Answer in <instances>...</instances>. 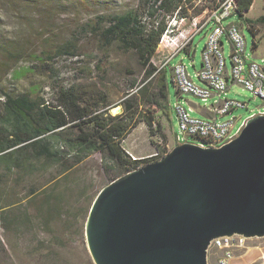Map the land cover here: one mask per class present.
<instances>
[{
	"label": "trees",
	"instance_id": "1",
	"mask_svg": "<svg viewBox=\"0 0 264 264\" xmlns=\"http://www.w3.org/2000/svg\"><path fill=\"white\" fill-rule=\"evenodd\" d=\"M192 1L139 0L134 7L101 13L94 21L86 23L85 30L97 35L102 45H118L133 52L145 69L140 82L136 77L128 82L124 99L117 104L122 107L119 113L113 112L116 105L109 94L90 93L78 85L60 89L56 100L47 99L34 90L0 89V225L5 235L34 234L35 229H39L51 234L57 244L61 238L56 233L58 228L63 230L77 224L79 230V226H85L91 205L106 184L167 153L168 136L159 112L167 114L171 120L170 79L166 64L164 68L158 67L153 57L176 12L179 17L193 16L209 6L207 3L195 6L192 13ZM102 2L7 0L15 9L26 8L38 13ZM253 2L237 0L238 13L244 15ZM247 20L253 23L254 35H258L260 29L256 26L264 23V16ZM31 27L33 23L29 29ZM5 38L2 36L0 41ZM75 38L59 43L54 52L43 50L41 54L51 61L56 55L77 56L78 39ZM23 45L16 37L0 44V54L12 64L11 68L26 56L38 57L34 52L27 53ZM257 47L258 43L254 42V48ZM44 64L45 69L55 70L52 63ZM13 75L18 78L21 72L15 71ZM171 79L176 84L174 72ZM140 122H145L151 135L158 138L154 141L157 154L139 158L126 149L125 138ZM94 152L103 155L108 178L97 192H91V182L84 178L79 167ZM45 246L42 248H50V245ZM8 252L7 243L0 237V254Z\"/></svg>",
	"mask_w": 264,
	"mask_h": 264
},
{
	"label": "rangeland",
	"instance_id": "2",
	"mask_svg": "<svg viewBox=\"0 0 264 264\" xmlns=\"http://www.w3.org/2000/svg\"><path fill=\"white\" fill-rule=\"evenodd\" d=\"M103 1L97 4L70 5L65 11L46 9L45 13H38L26 8L15 9L13 5L7 3V0H0L1 37H6V41L16 37L19 42H23L27 53L34 52V55H38V57L26 56L11 68L12 64H9L7 58L0 54V89L16 92L34 90L47 99L56 100L60 89L78 85L90 93L106 92L109 94L113 105L117 106L124 99V90L128 82L134 77L140 82L145 69L133 52H127L118 45L105 47L98 36L91 34L89 30H85V27L86 23L94 21L98 14L129 9L136 6L139 0ZM199 1H192V6L190 5L192 13L195 6L201 7L206 3L208 5L215 4L214 0ZM18 11L21 12L17 13ZM262 16H264V0H254L253 5L244 15L232 14L223 22L226 25L231 22L241 24L242 22L245 23L247 18L257 20ZM32 23L33 27L29 29ZM258 26L260 31L256 36L247 25L243 26V33L247 39V52L261 60L264 58V23H259ZM213 28L214 24L210 23L200 33L196 34L193 46L195 50L191 53L182 51L172 58L169 64H166L170 79L169 102L172 118L170 120L167 114L159 112V119L163 122L168 136L166 143L173 147L174 142H176V134L180 132L178 117L174 110L178 101L183 102L187 107L190 105L198 106L192 111V116L204 118L206 115L199 109V106L211 107L215 99L219 98L218 95H215L208 101H204L195 95L185 94L180 97V92L171 79L173 66L183 62L187 65L189 74L196 83L203 87L206 85L197 76V72L202 67L203 49ZM73 37L78 39L77 56L56 55L54 61H51L41 54L43 50L54 52L56 45ZM5 39L1 40L0 44L6 42ZM225 39H227L226 36ZM254 42L258 43L256 49ZM223 53L227 66L231 70L232 45L229 41L225 43ZM168 55V49L159 45L153 61L158 67L164 68ZM37 58H42L44 61H38ZM44 62L52 63L55 70L52 72L45 69ZM35 65L40 67L33 68ZM15 71L21 72L18 78H14ZM221 97L234 98L247 103L245 107H238L230 114L220 117L221 120L235 117L237 119L236 127L244 119H249L252 113H264V100L255 97L242 84H234L230 89H227L226 93H222ZM157 140L156 136L151 135L146 123L140 122L125 138L124 145L130 153L140 158L156 151L154 141ZM79 167L84 178L91 182V192H97L108 182L104 158L100 152L92 153ZM77 227L76 224L74 227L63 230L58 228L56 233L58 232L61 238L55 244L53 236L42 230L35 229L34 234L25 233L15 236L10 233L5 235L4 229L0 225V237L7 243L9 251L7 254H0V261L2 259L1 263L3 264H94L86 241L85 226H79V230ZM49 245L50 248L48 249L42 248V246L47 247ZM248 246H264V237L249 238L246 246L235 249V255L243 253ZM222 252L221 249L210 248L208 252L209 264H218V257ZM48 253L51 254L50 257L47 256ZM251 261L252 264L260 263V259Z\"/></svg>",
	"mask_w": 264,
	"mask_h": 264
},
{
	"label": "water",
	"instance_id": "3",
	"mask_svg": "<svg viewBox=\"0 0 264 264\" xmlns=\"http://www.w3.org/2000/svg\"><path fill=\"white\" fill-rule=\"evenodd\" d=\"M85 234L95 264H209L216 237H264V114L219 147L177 144L106 184Z\"/></svg>",
	"mask_w": 264,
	"mask_h": 264
},
{
	"label": "built area",
	"instance_id": "4",
	"mask_svg": "<svg viewBox=\"0 0 264 264\" xmlns=\"http://www.w3.org/2000/svg\"><path fill=\"white\" fill-rule=\"evenodd\" d=\"M237 13V0H217L215 4L207 6L198 15L179 17L176 12L168 23L160 43L169 52L165 64H169L171 59L182 51L191 53L195 50L193 46L196 34L205 29L208 24H214L203 49V66L197 72V76L206 85L204 87L198 85L183 62L173 66V72L180 97L185 94L195 95L208 101L215 95L219 96L211 107L199 106V109L206 115L204 118L192 116V111L198 106L187 107L183 102L178 101L174 110L178 117L180 132L176 134L174 146L193 142L204 147H219L240 134L248 119H244L238 127H236L235 117L220 119L221 116L230 114L238 107L247 105L246 102L238 99L221 97L222 93H226L227 89L234 84L244 85L255 97L264 100V58L258 60L247 52V39L243 33V26L247 25L252 29L253 23L246 20L245 23L231 22L226 25L223 22L224 19ZM227 41L232 45L231 70L227 66L223 53ZM258 114L264 113H252L250 117ZM172 148L173 146L167 144V153ZM248 239L242 234L219 236L212 240L210 248L223 251L218 257V264H231L235 249L246 246Z\"/></svg>",
	"mask_w": 264,
	"mask_h": 264
},
{
	"label": "crops",
	"instance_id": "5",
	"mask_svg": "<svg viewBox=\"0 0 264 264\" xmlns=\"http://www.w3.org/2000/svg\"><path fill=\"white\" fill-rule=\"evenodd\" d=\"M260 259V263L264 264V246H248L243 253L235 255L231 260V264H252L253 259Z\"/></svg>",
	"mask_w": 264,
	"mask_h": 264
}]
</instances>
